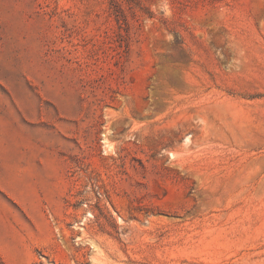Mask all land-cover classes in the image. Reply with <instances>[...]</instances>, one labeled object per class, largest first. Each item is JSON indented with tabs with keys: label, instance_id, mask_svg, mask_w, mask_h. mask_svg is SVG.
<instances>
[{
	"label": "rangeland",
	"instance_id": "1",
	"mask_svg": "<svg viewBox=\"0 0 264 264\" xmlns=\"http://www.w3.org/2000/svg\"><path fill=\"white\" fill-rule=\"evenodd\" d=\"M0 264H264V0H0Z\"/></svg>",
	"mask_w": 264,
	"mask_h": 264
},
{
	"label": "bare ground",
	"instance_id": "2",
	"mask_svg": "<svg viewBox=\"0 0 264 264\" xmlns=\"http://www.w3.org/2000/svg\"><path fill=\"white\" fill-rule=\"evenodd\" d=\"M261 163V162H260ZM261 165V164H260ZM258 169V168H257ZM254 170H256V169H254ZM241 172V171H240ZM251 174V173H250ZM243 177V176H242ZM247 177H249V175L247 176ZM249 180V179H248Z\"/></svg>",
	"mask_w": 264,
	"mask_h": 264
}]
</instances>
